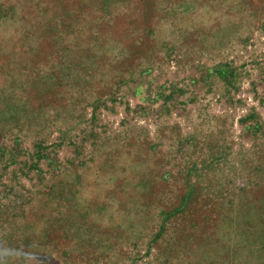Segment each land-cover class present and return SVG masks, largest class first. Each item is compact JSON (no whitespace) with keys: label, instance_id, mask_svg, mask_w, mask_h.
Segmentation results:
<instances>
[{"label":"rangeland","instance_id":"374dc122","mask_svg":"<svg viewBox=\"0 0 264 264\" xmlns=\"http://www.w3.org/2000/svg\"><path fill=\"white\" fill-rule=\"evenodd\" d=\"M0 264H264V0H0Z\"/></svg>","mask_w":264,"mask_h":264}]
</instances>
